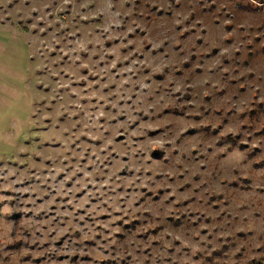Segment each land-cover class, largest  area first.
Instances as JSON below:
<instances>
[{"label":"rangeland","instance_id":"obj_1","mask_svg":"<svg viewBox=\"0 0 264 264\" xmlns=\"http://www.w3.org/2000/svg\"><path fill=\"white\" fill-rule=\"evenodd\" d=\"M0 264H264V0H0Z\"/></svg>","mask_w":264,"mask_h":264}]
</instances>
